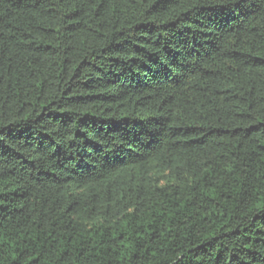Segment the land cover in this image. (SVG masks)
Returning <instances> with one entry per match:
<instances>
[{
  "label": "trees",
  "instance_id": "16d2710c",
  "mask_svg": "<svg viewBox=\"0 0 264 264\" xmlns=\"http://www.w3.org/2000/svg\"><path fill=\"white\" fill-rule=\"evenodd\" d=\"M0 264H264V0H0Z\"/></svg>",
  "mask_w": 264,
  "mask_h": 264
}]
</instances>
